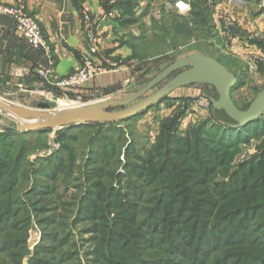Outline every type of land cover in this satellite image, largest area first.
Segmentation results:
<instances>
[{
	"label": "rangeland",
	"instance_id": "obj_1",
	"mask_svg": "<svg viewBox=\"0 0 264 264\" xmlns=\"http://www.w3.org/2000/svg\"><path fill=\"white\" fill-rule=\"evenodd\" d=\"M155 6L158 9L162 7L159 4ZM141 8L142 4L136 7V18L142 16L138 14ZM158 9L152 10L156 17L161 16L159 12L161 8ZM253 11H249L252 20L253 16H256ZM228 16L236 20L235 15V18L231 13H228ZM135 22L137 25L144 24L143 20L134 21L132 24ZM162 24L166 25L164 22ZM143 28L139 25L138 32L153 40L150 41V39L148 43L137 41V46L133 49L131 56V59L138 60L136 67H132L131 77L123 84L119 83L114 86L115 90L112 92L98 89L85 92L84 88L76 87L80 90H60L59 93L56 90L50 93L49 91L46 93L31 92L29 95L14 96L0 93V97L8 104L32 111L35 115L39 114L37 111L39 102L54 99L58 102L59 108L50 109L47 115L43 116L45 119L52 118L61 113V108L71 107L72 103L81 104L98 99L130 97L146 86L170 63L193 53L213 55L218 59L214 56L217 53L220 60L227 63L230 68L234 67L232 61L239 62L237 65L241 71L237 69V72L241 73L240 76L244 75V81L237 87L234 98L240 108L246 109L256 95L264 89V74L259 72L264 63L257 50L249 49V53L248 50L239 52L235 46H223L218 47V52H216L213 50L215 46H212L209 38L206 37L186 38L182 35V39L174 40L166 34V39H169L166 41L162 37V29L158 28L155 22L148 27V30ZM229 35L241 37L242 32L235 27ZM195 40L201 43L195 46L192 43ZM131 59L121 57L117 61L121 66H126L129 65ZM240 61L246 65L247 72H242L244 68ZM254 62L255 65L250 68ZM171 78V76L168 77L160 86ZM205 95L218 98L212 93V88L193 84L176 89L162 102H156L146 110L129 117L138 116L119 124V127L106 125L119 122H86L71 125L67 130L64 129L65 126L51 129L45 134L36 133L35 135H32L30 131L43 129L21 131L6 128L5 125L9 122L17 125L19 122L0 112V134L10 131L19 132L15 133L17 135L14 137L0 136V160L5 159L2 157L3 146L10 147L16 143L13 145H16V150L12 152L18 159L22 138L26 136L29 141L20 165L14 162L8 168H4L0 164V174H2L0 178V220H3L0 225V264H140L137 255L143 258L141 264H155L154 260L157 259L168 264H181L186 261L187 241L185 240L186 235L183 234H186L188 227L184 224L194 218L191 213L192 208L196 206L197 199L186 198V203L181 204L183 199L180 198V202H177L174 209L179 210L172 215L168 212H160L158 207L162 202H167V198H164L167 193L164 191V195L157 201V197L153 196L154 191L152 190L151 193L148 191L149 184L150 186L157 185V178L154 183L152 182L154 178L146 181L143 176H148L150 173L143 170L145 167H140V172H142L139 179L129 170V162L141 165L146 163L150 153L158 155L157 141L166 121L177 119V126L172 133L176 138L182 139L187 137L199 122L208 119L211 112L215 110L210 97ZM120 108L103 109L113 111ZM142 112L144 114L139 115ZM91 123L99 125L98 129L90 130L96 131L100 138V143L95 147L96 153H92V146L89 144L90 131L77 137H70L80 134L76 132V126ZM63 131L68 133L60 137ZM21 132L30 133L22 135ZM109 135L116 140L117 152L104 163V160H98L97 156L110 149L109 142L105 139ZM122 135H124V141L121 140ZM263 140V137H254L248 142L241 143L230 162L228 173H219L215 180H230V175L239 172L242 164L252 161L258 163ZM55 153H59L62 160H57L54 174L49 176L41 167L45 164L46 158ZM170 154H175L172 157L175 161L170 162L173 171L176 170L178 164H181V160L189 158L188 155L179 157L174 151ZM165 157L162 153L156 159L162 160ZM39 169L41 170L38 174ZM92 170H104L108 175L100 179L95 177ZM193 170L190 169V173H193ZM68 171L71 173L65 182L64 177ZM6 172L8 176H5ZM211 188L215 190L216 187L213 184ZM167 191L170 192L169 194H174L169 189ZM144 196L146 199H143ZM213 196L215 194L211 193L209 198ZM207 204L202 207V212L212 215L210 231L212 232L217 226L219 237L225 239L226 234H222L221 231L230 226L236 213L230 210L225 212L219 209V206L217 208L216 202ZM141 205L143 206L142 211L136 213V209L139 210ZM188 208L191 210L189 211ZM184 213L186 215L183 216ZM252 232L256 234V231ZM168 233L174 238L168 237ZM235 238L237 241L229 240L232 242L230 243L227 240L225 244L228 247L215 253L219 258L217 264H239L238 262L245 256L244 247H232L244 241L243 235L237 234ZM258 238L256 235L247 236L249 244L250 241H256Z\"/></svg>",
	"mask_w": 264,
	"mask_h": 264
},
{
	"label": "trees",
	"instance_id": "obj_2",
	"mask_svg": "<svg viewBox=\"0 0 264 264\" xmlns=\"http://www.w3.org/2000/svg\"><path fill=\"white\" fill-rule=\"evenodd\" d=\"M82 1L83 0H74L77 8L82 9ZM140 1L141 0H115L112 2V0H103L102 4L106 10L105 14L118 9L120 11V16L117 15V19L125 20L127 23H132L138 20V18L135 17V9L139 5ZM155 24L158 28L162 29V37H164L165 40L166 34L171 36L174 40L178 39L179 34L186 38H209L214 35L215 29L212 17V6H210L208 0H192L190 18L173 14L169 25H163L159 21H155ZM261 44L264 48V43L261 42ZM223 63L229 66L225 62ZM261 71L264 74V65L261 66ZM179 72L180 71L172 74L171 77H174ZM240 74L238 75L236 85L232 89V97L235 103L236 100L234 98V93L237 90V87L242 85L241 83L244 81V75L240 76ZM199 85H205L212 88V93L218 97V92L215 87L208 84ZM114 88L115 87H110L106 89L105 92H112L115 90ZM56 92L59 93L60 91L56 90ZM143 114L144 112L139 115ZM136 117L138 116L133 118ZM133 118L123 120L118 124L106 125L113 127L115 125L116 127H119V124L130 121ZM176 126L177 119L168 122L166 121L157 141L158 144L156 148H158V155H152V153H150L146 163L141 165L129 162V170H131L133 174L137 175L140 179L142 172H140V167H145L143 170L150 173L148 176H143V178H146V181H150L151 178H154V180H152L154 183L157 178V185L150 186L151 184H149L148 191L149 193H151L152 190L154 191L153 196L157 197V201L164 195V191L167 193V196L164 197L167 198V202H162L158 207L160 212L164 211L172 215L175 211L179 210L174 209L177 202H180V198L183 199L181 204L186 203V198H189L190 200L197 199L196 206L192 208L191 213L194 215V218L184 224L188 227L186 234H183L186 235L185 240L187 241V245L185 248L187 253L185 254L186 261H183L181 264L219 263V258L215 253L225 249V247H228L225 244L227 240L228 242L237 241L235 240V236L237 234L243 235L244 241L240 242V244L233 245L232 247H244L245 253V256L238 263L264 264V140L262 142V150L258 163L252 161L242 164L239 172H234L232 174L230 172V180H215L219 173H228L230 162L235 153L238 151L241 143L248 142L254 137L264 138V114L257 120H254L246 125L237 126V122L233 120L224 110H215L211 112L208 119L199 122L191 130L192 132H189L188 136L183 137L182 139L176 138L172 133ZM69 127L71 126H66L64 129L67 130ZM98 128L99 125L94 123L87 124L85 126H76V132H79L80 134L70 137H77L78 135H83L87 131ZM119 129L121 132V128ZM50 131L51 129H43L30 132L32 135H35L36 133L45 134ZM64 131L61 132L60 137L67 135L68 132L65 133ZM15 133L19 132L10 131L8 133L6 132L4 134H0V136L10 135L11 137H14L17 135ZM21 133H23L22 135L27 134L26 132ZM123 137L124 135L121 136V140H123ZM99 139L100 138L96 131H90L89 144L92 146V153H96L95 147H97L100 143ZM105 139L109 142L108 144L110 149L98 154L97 156V159L104 160V163H106L112 155L117 152L115 149L116 140L110 135L105 137ZM28 143V138L26 136L23 137L21 140L20 155L18 159L12 152L14 149L16 150V145L13 146L16 143L10 147L7 145L3 146L2 149L4 152L2 157H5V159L0 160V164L4 166V168H8L14 162H18L20 165L21 160L23 159L22 157H24L23 154H25L24 152L28 148ZM171 151L178 153L179 157L188 155L190 159L186 158L181 160V164H178L176 170L173 171L170 162L175 161L172 159L175 154H170ZM162 153H164L166 157L162 160H157L156 157ZM57 160H62L59 153H55L54 155L46 158L45 164H42L41 169L44 168L43 171L48 173L49 176L53 175L55 168L57 167ZM188 160L189 162L186 163ZM191 163H193V166H191ZM243 166L244 168H242ZM149 167L153 168L150 169ZM60 168H62V166ZM41 169H39L38 174ZM190 169H194L193 173H190ZM154 170L157 171L154 172ZM93 172L95 173V177L98 178L106 177L108 175L106 171L104 172V170H94ZM70 173L71 172L68 171V174L64 177L65 182H67ZM5 176H8L7 172ZM0 178H2V174H0ZM213 184L216 187L215 190L214 188H211V186L213 187ZM168 189L174 194H169L170 192L167 191ZM211 193L215 194V196L209 198ZM146 194L147 192L145 195ZM143 199H146V196H144ZM208 202H216L217 208L219 206V209L225 212L230 210L236 213L230 226H227L221 231L222 234H226L225 239L223 237H219L217 226H215V229H213L212 232L210 231V226L212 225V215L202 212V207L208 205ZM166 203L169 204L166 205ZM142 209L143 206L141 205L139 210L136 209V213H140ZM188 209L189 211L191 210L190 208ZM184 211L186 212V209ZM184 215H186V213H184L183 216ZM2 221L3 220H0V225L2 224ZM195 221L198 222L196 223ZM99 225L102 224L99 223ZM252 231H256V234H253ZM250 235H256L259 238L256 241H250L249 244L247 236ZM167 236L174 238V236H170L169 233ZM205 246L209 249H206ZM209 250L210 252L208 253ZM137 257H139L138 262L141 264L143 261L142 256L137 255ZM154 263L168 264L161 259L154 260Z\"/></svg>",
	"mask_w": 264,
	"mask_h": 264
},
{
	"label": "crops",
	"instance_id": "obj_3",
	"mask_svg": "<svg viewBox=\"0 0 264 264\" xmlns=\"http://www.w3.org/2000/svg\"><path fill=\"white\" fill-rule=\"evenodd\" d=\"M20 1L24 2L27 11L40 23L46 38L52 45L55 61L54 71L48 78L41 73L51 68L49 59L42 51L34 49L27 40L15 31L12 16L0 14V93L7 96L63 90L54 84L55 81L80 69L84 56L89 51V41L83 22L84 12H90L94 16H102L98 24L99 53L94 56V61L105 63V57L113 61H117L121 57L131 59L137 41L148 43L151 39L138 32L139 25L148 30V27L152 26L155 21H162L169 25L173 14L188 18L190 17L192 2V0H186L190 4V9L182 14L174 7L176 0H141L139 4H142V8L138 14L142 16L138 17V22L143 20L144 24L139 23L137 25V22L127 23L125 20L117 19V16L113 18L104 17L106 10L102 4L103 0H83L82 9L76 7L74 0H0V3L16 5ZM114 1L112 0V2ZM208 3L212 6V17L215 25L214 35L208 39L210 44L215 46L213 50L218 52V47L223 46H235L239 52L248 50L249 53V49L257 50L264 63V48L261 44V42L264 43V0H208ZM156 4L162 6L160 7L161 11H159L160 17H156L152 12V10L158 9ZM115 10L120 12L118 9ZM224 11L233 14V17L236 16L230 31L235 27L239 28L242 32L241 37L232 35L231 39L228 40V36L224 35L220 18ZM249 11H253V14L256 15L253 16V20ZM162 22L160 23L162 24ZM180 39H182L181 34L178 35L177 40ZM192 43L196 46L201 41L195 40ZM214 56H217V60L221 63L224 62L220 60L217 53ZM137 62V59H131L129 65H122L121 69L116 72L98 75L94 80L79 88H84L83 91L85 92L94 89L104 91L117 86L119 83L123 84L131 77L132 67H136ZM238 63L233 62V68L223 64L239 75L237 69L241 71V68L237 65ZM242 67L244 68L242 72L248 71L244 63ZM259 72H262L261 67ZM79 88L73 90H80Z\"/></svg>",
	"mask_w": 264,
	"mask_h": 264
},
{
	"label": "water",
	"instance_id": "obj_4",
	"mask_svg": "<svg viewBox=\"0 0 264 264\" xmlns=\"http://www.w3.org/2000/svg\"><path fill=\"white\" fill-rule=\"evenodd\" d=\"M182 70V71H181ZM180 71L165 84L160 86L172 74ZM238 81V75L215 57L193 53L170 63L161 73L150 80L146 86L130 97L124 99L105 98L92 102H84L71 107L61 108V113L52 118H42L50 109H57L56 100L41 101L38 103V113L23 110L12 106L0 97V112L8 117L17 119L19 124L10 122L6 128L21 131L31 129H57L65 126L77 125L86 122H121L135 114L146 110L166 96L171 95L176 89L193 85L208 84L218 92V98L210 97L214 110H224L237 126L246 125L257 120L264 114V89L261 90L246 108H240L232 97V89ZM160 86V87H159ZM158 87V88H157ZM152 91V93H150ZM74 107V106H73ZM121 107L118 110H104L103 108ZM36 116L33 119L22 121L25 117Z\"/></svg>",
	"mask_w": 264,
	"mask_h": 264
},
{
	"label": "built area",
	"instance_id": "obj_5",
	"mask_svg": "<svg viewBox=\"0 0 264 264\" xmlns=\"http://www.w3.org/2000/svg\"><path fill=\"white\" fill-rule=\"evenodd\" d=\"M175 9L179 13H185L190 9V4L186 0H176L174 3ZM0 14H8L14 19L15 31L27 40L34 49L42 51V53L49 59L51 68L41 73L45 77L54 71V54L53 48L49 40L46 38L40 23L32 16L26 9L23 1H20L16 5H5L0 3ZM119 15L117 10H112L105 17H116ZM102 16H94L90 12H84L83 22L86 28V35L89 41V51L84 56V60L80 69L72 72L68 76L60 77L55 81V85L65 91H70L76 87L87 84L94 80L98 75L116 72L121 69L120 63L110 60L105 57V63H96L94 56L99 53L98 45V24L101 21ZM222 22V29L224 35H229L230 29L234 25V21L228 16V12H223L220 16ZM228 40L231 39L229 35ZM254 61V60H252ZM255 62L251 64L250 68H253Z\"/></svg>",
	"mask_w": 264,
	"mask_h": 264
},
{
	"label": "bare ground",
	"instance_id": "obj_6",
	"mask_svg": "<svg viewBox=\"0 0 264 264\" xmlns=\"http://www.w3.org/2000/svg\"><path fill=\"white\" fill-rule=\"evenodd\" d=\"M74 105H77L78 106V104H75V103H72V104H70V106H71V109L73 108V109H77L78 107H75ZM74 106V107H73ZM72 109V110H73ZM45 115V113L43 114V116ZM43 116H42V118H43ZM36 116H31V117H25V118H23L22 119V121L23 122H25V121H27V120H30V119H33V118H35Z\"/></svg>",
	"mask_w": 264,
	"mask_h": 264
}]
</instances>
